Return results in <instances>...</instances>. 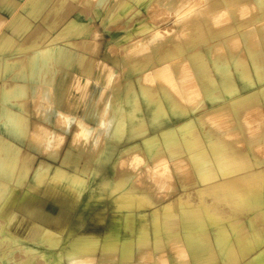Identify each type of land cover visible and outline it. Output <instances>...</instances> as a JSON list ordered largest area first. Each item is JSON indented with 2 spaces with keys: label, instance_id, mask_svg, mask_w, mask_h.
I'll return each instance as SVG.
<instances>
[{
  "label": "rangeland",
  "instance_id": "obj_1",
  "mask_svg": "<svg viewBox=\"0 0 264 264\" xmlns=\"http://www.w3.org/2000/svg\"><path fill=\"white\" fill-rule=\"evenodd\" d=\"M1 1L0 88L4 83L5 57L16 63L15 74L7 80L11 81L14 75L34 73L29 69L34 53L31 49L33 44L41 48L51 46L61 56L58 58L60 64L56 65L57 74L52 81L41 76L35 88L25 86L27 95L17 98L19 105L14 102L15 99H11L13 102L8 104V122L12 125L20 123L25 133L24 143L15 140L1 128L3 117L0 113V155L6 154L10 163L16 159L19 168L31 165L30 176L39 181L37 186H31L26 193L16 188V196L14 192H0V237L8 224L15 236L24 235L25 242L31 245H35L34 242L42 236H53L59 239L58 243L62 242L73 215L81 205V185L90 182L95 173V164L104 161L111 150L108 137L113 135L109 136L102 123L114 116L109 104L120 105L119 96L125 90V85H129L128 89L133 88L139 97L134 99L131 106L125 104V109L120 112L130 116L124 123L120 121L125 126L121 134L123 141L111 163L110 191L115 201L111 203L104 200L97 203L99 207L106 208L108 214L121 216V223L126 216L137 220L140 212L149 217L151 208L159 202L179 200L189 201L190 205H194L199 199L195 193L196 188L203 190L200 198L206 201L232 197L227 193L234 192V187L222 185L224 179L215 176L224 173V166H233L236 161L249 164L253 157H258L261 160L257 168L264 171V142L250 151L235 133H229L230 141H227V150L222 157H216L217 162L207 163L214 175L209 181L199 180L196 165L188 155L191 152L198 159L204 158L200 149L203 143L201 137L195 138L193 135L198 126L194 129L191 123L187 125L188 130L147 132L143 141L141 136L134 138L135 135L144 133L142 131L151 124L140 113L144 102L140 99L142 92L139 85L145 88L144 93L148 94L149 100H159L165 94L182 109H187L186 105L191 102L205 103L202 87L206 82L201 81V78L207 74L216 78V68L211 63L214 61L225 69L232 62L231 56L237 57L235 47L238 41L236 43L233 40L234 35L230 32H223L226 25L223 26L224 21L221 22L224 20L222 15L226 13V3L231 0H200L202 3L197 0H80V3L78 0ZM68 7L70 12L67 11ZM66 13L67 18L64 17L62 23L51 22L53 19L60 20ZM38 25L46 28V32L38 34ZM206 27L211 32H207ZM209 33L215 35L208 42L213 45L210 52L196 43L205 37L209 39ZM184 34L187 36L183 37ZM192 35L201 37L191 41L189 37ZM245 39L255 40L254 44L258 48L256 31L248 32ZM245 39L244 42L243 38L239 42L243 45L247 42ZM191 42L199 48L194 61L181 57L182 50ZM15 48L20 50L13 51ZM261 50L263 51L262 48ZM167 52H171L172 61L176 62L175 67L171 65L172 61L165 60ZM247 61L250 64V59ZM193 62L198 64L197 70L200 72L196 71ZM183 65L190 68L191 74L188 70L186 73L184 67L183 72ZM132 70H138L139 73L129 78ZM145 74H149L151 78L146 75L145 81L148 78V82L141 84ZM240 84L245 86L241 82ZM183 86H187L186 89ZM258 89L259 87H255L245 93L249 95L248 99L237 105L244 110L247 123L257 127L253 137L260 139L264 137V130L261 129L264 118L261 115L259 97L256 96ZM213 93L222 95L219 90ZM194 95L197 98L195 101ZM120 113L115 114L117 119H123ZM210 123L213 124L212 121ZM55 134L60 135L61 139H67L60 140L59 136L57 139ZM188 140L193 145L190 152L185 149V142ZM146 143L148 144L145 145ZM54 144L56 145L53 147ZM225 157H228L229 162L224 160ZM261 175L259 173L257 177ZM68 176L73 178L74 185L65 182ZM256 182L263 184L262 181ZM164 192L166 193L163 194ZM119 208L122 211H117ZM217 208L222 211L225 207ZM252 215L255 219L260 218L258 210H254ZM230 218L243 221L244 210L238 209ZM240 224L246 227L245 223ZM257 228L264 231L263 224ZM177 241L178 239L175 240ZM8 245L11 249L17 248L16 252L27 247L22 243L12 245L10 241L5 246ZM44 245L49 246L50 243L44 242Z\"/></svg>",
  "mask_w": 264,
  "mask_h": 264
},
{
  "label": "bare ground",
  "instance_id": "obj_2",
  "mask_svg": "<svg viewBox=\"0 0 264 264\" xmlns=\"http://www.w3.org/2000/svg\"><path fill=\"white\" fill-rule=\"evenodd\" d=\"M2 1L7 2L10 0ZM197 1L201 2L200 0ZM226 7V13L223 14L222 12L224 20L220 21L222 23L224 21L223 26L226 25L223 27V32H230V34L234 35L232 37L233 40H236V43L238 41L237 44L235 43L237 57L231 56L232 62L229 67L225 68L226 70L218 66L213 59H210L213 61L211 66L213 65L216 68V78H212L209 74L201 78V81L206 82L202 87L205 99L203 102L205 103L191 102L186 105L187 109H182L181 106L169 99L170 97L165 94L159 100L147 99L148 94L144 93L145 88L139 85L142 92L140 99L144 102L140 113L151 124L142 131L144 133L135 135L134 138L141 136L140 139L143 141L144 134H147V132L188 130L187 125L191 123L193 125V127L191 126L192 128L198 126L199 131L197 129L193 135L195 138L201 137L203 143L200 149L204 158L198 159L197 155L190 152L191 146H193L190 140L185 142V149L190 152L188 154L190 160L196 165L195 169L199 180L205 179L206 181L214 178L207 163L217 162L215 160L216 157L218 159L222 157L227 150V141H230L228 135L235 133L237 138H242L243 146L250 151H254L259 144L264 142V137L260 139L253 137L257 127L247 123L244 110L237 105V103L248 99L249 95L245 93L255 87H259L256 96L259 97L261 115L264 118V0H231L226 3ZM55 24H58V21ZM251 30L256 31L258 36V48L254 44L255 40L245 39V35ZM206 31L211 32V29L206 27ZM145 34H147V31ZM179 35L181 34L179 33ZM201 35H192L189 38L192 41L196 37L200 39ZM186 36V34L183 35V37ZM214 36L209 33V36H207L209 39L205 37L196 43L203 45L205 50L210 52L213 50V45L208 42ZM242 38L243 42L244 39L247 41L243 45L239 42L240 40L242 41ZM136 47L137 45L135 44ZM31 49L34 53L29 69L34 73L29 75V73L23 72L19 76H13V84L3 90L2 97L4 102L0 108V113L3 117L1 128L21 143H24L25 133L20 123L16 125L9 124L8 104L13 102L11 99H15L14 102L19 105L20 101L17 98L27 95L26 90L24 91L25 86L35 88L41 76L44 75L52 81L57 74L56 64L58 61L56 58L61 56L60 52L50 46L41 48L33 44ZM17 50H20V48H17ZM198 51L199 48H196V45L191 42L182 50L181 57L194 61L193 58ZM154 52H157L156 49ZM172 57L171 52H167L165 60L172 61ZM247 59H250V64ZM171 63L172 66H176L175 61ZM192 65L197 72H200L197 70L198 64L196 62H193ZM15 66L16 63L14 61H5L7 78H10L13 73L15 74ZM183 67L186 68V73L188 70L189 74H191L190 68L187 69L186 65L181 66L182 69ZM137 73H139L138 70H132L129 73V78ZM146 75H148L149 79L151 78L149 74H145L141 84L145 81ZM146 81L148 82V78ZM240 82L245 84V86H242ZM128 87L129 85H125V90L120 93V105L109 104L114 116L108 122H103L102 125L107 129L109 136L113 135V137H108L111 150L107 153L104 161L102 160L95 164V173L92 175L90 182L86 185L81 183L83 194L80 199L81 205L70 221L65 238L58 243L59 239L53 236L47 238L42 236L34 242L35 245H31L25 242L26 238L24 235L15 236L16 234L6 224L3 236L0 237V264H264V231L257 228L261 224L264 225V171L261 172L257 168L261 160L258 157H253L249 164L236 161L233 166H224V173L222 172L215 176V178L224 179L222 185L234 187V192L227 193V195L232 196L230 198H214L206 201V199L200 198L203 190L196 188L195 193L199 199L194 205H190L189 201L183 202L179 200H170L167 203L159 202L151 208L149 217L145 213L140 212L136 217L137 220L126 216L123 223H121V216L108 214L106 208L97 205L98 202H103L104 200L111 203L115 201L110 191L112 182L111 163L123 141L121 134L125 126L121 123H124L130 116V114L126 116L120 112L125 109V104L131 106L134 104V99L139 97L133 88L128 89ZM183 87L186 89L187 86ZM218 90L221 91L222 95L219 96V94L213 93ZM196 91L198 93V89ZM190 95L192 94L190 93ZM198 97L200 98V95ZM193 98L195 101V95ZM193 98H191L192 101ZM116 113H120V117L123 119H117L115 117ZM195 120L197 122H194ZM211 121L213 124L210 123ZM263 124L264 121L262 119V130H264ZM190 135L192 136V134ZM56 136L57 134H55ZM58 136L60 140L63 139L60 138V135ZM58 136L56 137L57 139ZM78 140L76 141L78 142ZM207 155H210V157L207 158ZM7 157L6 154L0 155V192L5 191L12 194L14 192V196H16V191L18 190L16 188L22 190V193H26L29 191L28 188L39 184L36 177L30 176L31 165H24L19 168L16 159L10 163ZM224 160L228 161L229 159L225 157ZM159 163H162V161ZM259 173L262 175L257 177ZM256 181H262L263 184H259ZM65 182L70 185L75 184L71 176L66 177ZM59 190L61 191V189ZM131 201L133 202V200ZM217 206H224L225 208L220 211ZM115 207L118 208L116 204ZM238 209L244 210L243 221H235L230 218ZM254 210H258L260 213L259 219H255L252 215ZM117 211L122 210L119 208ZM3 215L5 216V213ZM240 222L245 223L246 227ZM171 228L172 230H169ZM174 239H178V241L175 242ZM9 241L12 245L22 243L27 245V247L20 252H16L17 248L11 249L9 245L5 246ZM44 242H49L50 245L46 246Z\"/></svg>",
  "mask_w": 264,
  "mask_h": 264
},
{
  "label": "crops",
  "instance_id": "obj_3",
  "mask_svg": "<svg viewBox=\"0 0 264 264\" xmlns=\"http://www.w3.org/2000/svg\"><path fill=\"white\" fill-rule=\"evenodd\" d=\"M67 11H69L70 12V8L68 7L67 8ZM64 17L65 18H67V13H66V15L64 14L61 18H60V20H58V19H53L54 21H55V23H57V21H58V24H60V23H62L63 21V19H64ZM51 21L52 23L54 22V21ZM37 27H39L38 28V34H43V33H45L46 32V28H44V27H42V26H37ZM35 35V34H34ZM49 47V46H48ZM51 47V46H50ZM17 50V48H15L13 51H16ZM7 57H5V61L6 60H9V59H6ZM57 59V61H58V63L57 64H60V61H59V59L58 58H56ZM5 61H4V75H3V80H4V83H3V85L1 86V88H0V101H1V105H2V103L4 102V100H3V90L5 89H7L10 85H12L13 84V82H12V80L11 81H7L8 79H10V78H7L6 77V74H5V72H6V69H5ZM56 64V65H57ZM57 68V67H56Z\"/></svg>",
  "mask_w": 264,
  "mask_h": 264
}]
</instances>
